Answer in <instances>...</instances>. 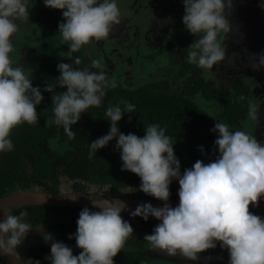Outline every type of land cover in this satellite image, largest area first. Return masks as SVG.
<instances>
[{"label": "clouds", "instance_id": "clouds-1", "mask_svg": "<svg viewBox=\"0 0 264 264\" xmlns=\"http://www.w3.org/2000/svg\"><path fill=\"white\" fill-rule=\"evenodd\" d=\"M31 2L0 0V153L13 150L10 132L14 127L25 122L37 123L36 108L44 100L41 88L33 86L25 68L10 56L14 51L11 38L20 22L28 21ZM43 2L46 7L63 10L64 21L59 23L58 30L68 46L64 56L72 61L59 63L60 75L45 85L44 91L52 93L53 111V118L46 123L62 126L67 139L72 140L75 132L71 126L90 107H100L107 90L115 89L118 83L104 70L102 57L91 58L89 67L79 68L74 65H80L81 60L79 57L72 59V53L107 38L113 27L121 22V9L118 0ZM182 2L183 25L198 37L188 47L186 61L210 70L225 59V39L220 36L230 31L226 10L233 7L232 0ZM259 6L264 9V4ZM252 67L256 70L264 67V52L256 57ZM90 68L100 71H90ZM57 86L66 87V91L55 92ZM122 103L123 108L118 104L106 109L110 129L90 143L88 158L92 159L99 149L115 139L121 170L139 176L138 190L166 202L162 207L142 203L129 212L130 216H141L145 221L149 217L160 221L151 234L143 237L149 247L169 256L179 254L195 261L199 253L216 248L220 242V247L229 253L228 264H264V219L249 211V205L258 206L264 196V142L246 131L230 130L227 124L216 120L210 131L218 133L214 146L219 155L207 164L197 160L181 174L174 143L159 124H149L142 137L120 132L118 122L125 113L135 110L134 104ZM259 107L249 102L248 116L253 121L259 119ZM198 150L203 152V146ZM174 179L179 182V203L175 207L167 203L169 186ZM89 197L99 210L84 207L77 219L76 232L68 237H74L76 245L82 249L78 255H74L67 244L54 239L53 234L42 233L45 242L50 243V254L45 257L50 264H115L113 257L132 236L133 227L121 215L128 208L125 201L97 195ZM69 198L77 199L75 195ZM3 215L0 255L15 257L17 245L22 244L33 226L25 222L26 212L13 215L11 210L3 209ZM33 262L41 264L39 260Z\"/></svg>", "mask_w": 264, "mask_h": 264}, {"label": "trees", "instance_id": "trees-1", "mask_svg": "<svg viewBox=\"0 0 264 264\" xmlns=\"http://www.w3.org/2000/svg\"><path fill=\"white\" fill-rule=\"evenodd\" d=\"M53 29V26L46 24L44 35L52 32ZM76 57L80 58L81 64L74 67L84 68L91 65V58L84 55L82 49L72 53V59ZM61 62L72 63L64 56V53H59L48 46L41 55L40 67L31 78L33 86L41 88L47 84L46 79L49 76H57L59 74L57 65ZM90 71L100 70L90 68ZM156 85L148 83L129 88L118 82L115 89L107 90L100 107H90L81 114L80 120L71 126L75 132L72 140L67 139L62 126L46 123L53 118L52 93L41 90L44 100L36 108L37 123L29 125L25 122L14 127L10 132V138L14 144L13 150L0 153V197L19 189L58 192L65 188L72 192L154 198L138 190L141 183L138 175L129 170H121L122 165L117 162L112 150L117 149L115 139L99 149L92 159L88 156L90 143L107 134L110 129V121L106 120L105 116L106 109L109 105L118 104L123 108L122 101L135 105L134 112L125 113L118 122L119 130L124 134L131 132L142 137L145 134V128L155 123L164 128L165 134L170 138L175 136L189 142L200 139L207 141L212 138L208 119L202 110L178 95L155 91ZM195 89L200 90L206 98L218 102L222 111L221 115L231 126H236L240 117L246 113L244 92L238 86L233 88L231 93L197 82ZM61 91H66V87L61 88ZM51 138H58L62 146L51 150L46 148L45 142ZM53 143L55 144V141ZM180 171L183 174L182 168ZM135 188L136 191H134ZM178 189L179 182L174 179L169 186V199L179 200ZM258 205L264 206V196L260 198ZM82 209L23 204L12 208L11 214L19 215L21 212H26L25 222L35 226L49 221V215L56 212L52 222H57L54 225L58 227L61 234L55 239L67 244L74 252L77 249L76 240L74 237L72 239L68 237L74 234L77 228L67 224L77 223L78 215L75 211ZM16 249L22 254L27 264H34L35 260H39L41 264H49L45 259V246L25 249L22 242ZM0 264H7L1 256Z\"/></svg>", "mask_w": 264, "mask_h": 264}, {"label": "flooded vegetation", "instance_id": "flooded-vegetation-1", "mask_svg": "<svg viewBox=\"0 0 264 264\" xmlns=\"http://www.w3.org/2000/svg\"><path fill=\"white\" fill-rule=\"evenodd\" d=\"M260 4H264V0H232L233 7L226 10V18L230 21L229 40L223 43L225 48H228L226 47L227 44L233 47L235 45L232 36L244 37L246 38L245 44L249 45V47L245 48L248 52L244 54L243 48L240 49L241 51L235 50L231 56H226L223 61L213 65L212 69L205 70L189 64L185 58L188 47L198 37L192 35L183 25L184 5L182 0H118V6L121 9V22L119 25H115L110 32V34H113V38L106 39V44L111 50L108 54L110 55L109 58H106L107 56L104 55L102 56L103 63H105V68H107L106 62H109L110 67L113 69L116 66L119 67L116 64L117 62H123L127 58V63L133 60L136 65L138 61L141 63L148 59V56L140 57L139 51L153 49V53L148 54L150 56L153 55V61L156 60L159 63L167 59L170 66L163 63L168 69L162 72L161 78L153 82L143 83L140 86L148 83L157 84L155 91L178 95L185 100L191 101L197 109L205 113L204 115L209 122V129L212 127L213 120L205 110L195 103L198 95L203 96L207 100L214 101L215 109L220 111L219 115L221 118H223L221 115L222 111L216 100L206 98L200 90L195 89L197 82H202L206 86L217 88L222 92L230 91L231 93L233 88L238 86L244 92L246 113L248 112L250 101L260 105L259 119L256 121L257 126L262 123V130L259 133L261 139L259 141L264 142V67H261L259 70L252 67V64L256 62V57L261 52H264V9L259 6ZM28 11V21L26 23L20 22L18 31L11 38L14 44V51L10 53V56L18 65L25 66L26 74L29 71L34 77L35 72L40 67L41 55L48 46L59 53H66L68 46H66V42L61 41L59 43V40L62 38L58 26L59 23L64 21L60 17L63 10L46 7L43 0H32ZM46 24L54 27L53 33L50 32L44 35V26ZM221 36V39H225L224 34H221ZM249 38L250 40H247ZM86 47L89 50L92 49L91 46L87 45ZM81 49L87 57L95 58L93 54L86 52L85 46ZM113 59H115L114 62ZM131 78L132 75L124 76V80ZM167 79L173 81L172 86L165 81ZM140 81L134 82L132 80L133 83H139ZM230 98L232 99L231 95ZM221 120L235 131V126L229 125L230 123L228 124L224 118ZM209 132L213 138L214 134L210 130ZM212 138L207 141L200 139L190 142L196 148L194 150L196 160L192 158L193 161L204 160L203 152L201 153L198 150L199 146H203L204 149L206 142L212 140ZM98 194L112 195L107 193ZM119 197L143 196L120 195ZM260 207L263 211L264 206ZM252 208V205H249V210ZM89 209L92 211L99 210L94 208ZM129 212L122 211L121 215L124 220L130 222L134 232L126 240L123 249L113 257L115 264H228L229 253L227 249L220 247V242H217L216 248L207 249L199 253L198 259L195 261L179 254L169 256L162 251L150 248L148 242L143 237L145 234H151L154 227L160 221L154 217H149L145 221L141 216H130ZM79 213L80 211H75V214L78 216ZM259 213L264 214V212ZM56 214V212H52L49 215V221H44L35 226L32 225L37 237L43 238L42 233H51L54 239L60 236V230L54 225L57 222H52V218ZM67 225L77 228V223L70 222ZM24 241L26 242V240H23L25 249L45 246V255L48 256L50 254V243H41L40 240L38 245H26ZM81 251L82 249L77 246L73 254L78 255ZM20 255L22 256L21 253ZM48 263L50 264V261Z\"/></svg>", "mask_w": 264, "mask_h": 264}, {"label": "rangeland", "instance_id": "rangeland-1", "mask_svg": "<svg viewBox=\"0 0 264 264\" xmlns=\"http://www.w3.org/2000/svg\"><path fill=\"white\" fill-rule=\"evenodd\" d=\"M60 17H62V19L64 20V17L62 16V14ZM229 24H230V21H229ZM239 24H240V22H239ZM229 34L230 33H227L226 35L224 34V38H225L224 42L225 43L229 40ZM232 37L234 39V45L235 46L232 47V46H230V44L226 45V47H228V48H225V57L231 56V54H233V52L235 50L241 51L240 49H242V48H243L242 51L244 52V54H246L248 52V50L245 48L249 47V45L245 44L246 42H244V41H246V38L240 37V36L239 37L232 36ZM112 38H113V34H109V36L107 38H105L104 40H102L100 42H95V43L89 44L88 46L92 47L91 50L87 49V47H86L87 45H85L86 52L88 54H93V56L95 58H98V57L101 58L103 55L107 56L106 58H109L110 55H108V54H109L111 49L108 48V46L106 44V39H112ZM220 38H222V36H220ZM247 40H250V38ZM61 41H62V39L59 40V43ZM139 52L141 54L140 57L141 56H148V59H146L145 62L143 61L144 63L143 62L140 63L138 61V64H136L137 66L135 65L133 60H132V62L129 61L127 63V58H126V59H124L123 62L119 61L116 63L119 65V67L116 66L115 68L112 69V67H110V65H109V62L105 61L107 68H105L104 70L108 73L109 78L115 77L117 82H119L122 86H126L129 88L140 86L143 83L153 82V81L159 80L161 78L162 72H164V70L168 69V68H166V66L163 65V63H166L170 66V64L168 63L169 61L167 59H164V60H162V62H159V63L156 60L153 61V55L152 56L148 55V54L153 53V49H148V50L145 49V50H141ZM243 52H241V53H243ZM245 57H247V56L245 55ZM114 60L115 59H113V62H114ZM135 62H137V61H135ZM104 66H105V63H104ZM24 68H25V66H24ZM27 75H29L30 78L33 77L29 71L27 72ZM125 75H132V78L129 80L128 79L124 80ZM58 76L48 77L46 79L47 83L55 81V79ZM132 80H134V82H137L140 80L141 81L139 83H133ZM165 81L168 84L170 83L172 86L173 81L171 79H167ZM175 83L177 84V82H175ZM44 88H45V85L41 87V90L43 91ZM60 90H61V88L59 86H57L54 89V91L57 93H59ZM195 103L199 107H201L203 110H205V112L208 114V116L210 118H212L213 123H212L211 129L214 127V125L217 121L223 122L221 120L223 118H221L219 115L220 111L215 109L216 107L214 106V101L207 100L203 96L198 95ZM260 123H261V121H260ZM261 124H259V126H257V121L256 120L253 121L252 119H250L248 116V112H247L243 116L240 117L238 124L235 126V130L246 131L250 135L255 136V138L259 141L261 139L260 135H259V133L262 130ZM212 134H214L212 140L206 142V145L203 149L204 160H202V161L205 164H207L211 161H214L216 159V157L219 155L218 151L215 149V146H214V141L217 138L218 133L212 132ZM170 139L174 143L173 144L174 153L180 161V168H182L183 170H185L187 168H191L195 163V161H193V159L196 160L194 157V150H196V148L190 142L182 140L178 137L172 136ZM53 141H55V144L53 143ZM259 142H261V141H259ZM45 146H46V148L51 150V149H54L56 147L57 148L61 147L62 143L60 142V140L58 138H51L45 142ZM112 150L115 153V158H116L117 162L122 165V161L120 158V151L118 149H115V148H113ZM94 189H95V187H94ZM62 190H66V189L62 188ZM252 207L253 208L251 210L258 211V212H264V210L262 211L260 209L261 208L260 206L258 207V206L252 205ZM52 221H54V219H52ZM34 230H35L34 228L30 229L29 233L27 234V236L25 238L26 242L24 241V243L26 245H38L40 243L39 242L40 240H41V243H45L44 238L37 237Z\"/></svg>", "mask_w": 264, "mask_h": 264}, {"label": "water", "instance_id": "water-1", "mask_svg": "<svg viewBox=\"0 0 264 264\" xmlns=\"http://www.w3.org/2000/svg\"><path fill=\"white\" fill-rule=\"evenodd\" d=\"M71 195H75L77 199L73 201L69 198ZM89 195L103 196V198L107 199L123 200L127 203L128 206L127 210L124 211H132L137 207V205L142 203H151L154 207H162L163 204L166 203L157 198L147 197H119L105 194L72 192L66 190H60L58 192H46L40 189H19L0 197V221L4 219L3 209L11 210L12 208H15L22 204L80 208L88 207L98 209L92 205L91 197H89ZM167 203L175 207L178 205L179 200L169 199ZM249 211L264 219L263 213L254 212L251 210ZM0 256L7 264H27L23 260L22 256L20 255L17 249L15 257H10L6 254Z\"/></svg>", "mask_w": 264, "mask_h": 264}]
</instances>
